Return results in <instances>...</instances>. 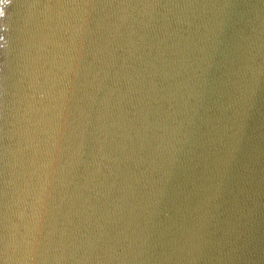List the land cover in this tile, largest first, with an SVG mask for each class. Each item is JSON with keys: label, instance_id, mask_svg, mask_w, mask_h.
<instances>
[{"label": "water", "instance_id": "95a60500", "mask_svg": "<svg viewBox=\"0 0 264 264\" xmlns=\"http://www.w3.org/2000/svg\"><path fill=\"white\" fill-rule=\"evenodd\" d=\"M0 264H264V0H2Z\"/></svg>", "mask_w": 264, "mask_h": 264}, {"label": "snow or ice", "instance_id": "6c2138e0", "mask_svg": "<svg viewBox=\"0 0 264 264\" xmlns=\"http://www.w3.org/2000/svg\"><path fill=\"white\" fill-rule=\"evenodd\" d=\"M0 2H2V0H0Z\"/></svg>", "mask_w": 264, "mask_h": 264}]
</instances>
